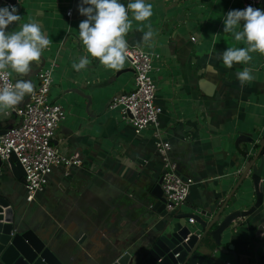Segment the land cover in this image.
Segmentation results:
<instances>
[{"label": "crops", "instance_id": "obj_1", "mask_svg": "<svg viewBox=\"0 0 264 264\" xmlns=\"http://www.w3.org/2000/svg\"><path fill=\"white\" fill-rule=\"evenodd\" d=\"M122 1L125 6L133 2ZM146 2L153 5V15L140 22L129 11L132 29L126 40L160 55L153 72L156 102L162 106L160 126L162 135L171 142L170 156L179 172L198 180L182 208L192 211L205 194L230 189L238 169L245 165L243 153L253 144L248 137L260 136L264 131V55L252 53L248 64H234L231 69L223 65L220 57L226 48L246 46L223 32V19L231 10L232 0ZM80 3L81 0H20L17 12L21 20L13 22L8 31L36 21L52 41L41 62L34 64L29 80L36 85L40 68L52 65L49 97L65 110L53 143L62 153L79 151L83 162L66 175L62 165L56 166L34 199L24 196L23 184L12 175L3 179L13 185L12 196L20 195L22 209L30 210L47 228L64 232L65 238H72L70 234L81 238L86 233L97 246L108 236L110 241L127 239L130 249L158 218L153 213L157 205L154 211H146L150 202L144 207L141 197L148 193L151 202H156L149 191L162 161L154 148V128L135 132L121 118V112L108 107L114 94L134 87L131 73L125 72L132 70H122L129 67L127 61L120 72L107 69L86 52L79 39V23L86 19L78 11ZM68 7H72L70 16L66 14ZM149 25L154 34L151 46L142 40ZM192 35L195 39H191ZM82 56H88L91 63L76 71L72 65ZM245 67L252 70L254 79L241 87L236 74ZM11 75L16 81V74ZM208 82L209 95L204 92ZM19 120L14 111L0 116V131ZM262 179L264 182V165ZM242 186L248 188L245 203H252L254 192L249 176ZM253 235L252 227L240 224L231 237L232 243L242 245ZM229 238L226 235L224 240ZM222 258L232 262L228 254Z\"/></svg>", "mask_w": 264, "mask_h": 264}, {"label": "water", "instance_id": "obj_2", "mask_svg": "<svg viewBox=\"0 0 264 264\" xmlns=\"http://www.w3.org/2000/svg\"><path fill=\"white\" fill-rule=\"evenodd\" d=\"M4 3L20 8V0H0V7ZM210 86L208 82L204 89L207 95ZM247 141L253 144L243 153L245 165L230 189L226 193L217 190L205 194L192 211L162 213L165 203L161 176L157 175L149 192L161 201L155 211L145 209L154 211V217L158 218L130 249H127V239L110 241L108 236L97 246L86 233L79 238L68 232L72 238H65L64 232L41 224L30 210L20 207V195L12 196L13 185L3 179L12 175L24 184V170L17 156L12 153L7 160L0 158V264H226L224 254L232 257L230 264H264V182L260 180L264 131L257 137L250 135ZM247 176L254 192L252 203H245L248 188L242 184ZM189 217H193V222ZM243 223L254 229V235L249 242L237 246L231 237ZM226 235L230 237L228 240H224Z\"/></svg>", "mask_w": 264, "mask_h": 264}, {"label": "built area", "instance_id": "obj_3", "mask_svg": "<svg viewBox=\"0 0 264 264\" xmlns=\"http://www.w3.org/2000/svg\"><path fill=\"white\" fill-rule=\"evenodd\" d=\"M263 2L241 0V10L247 6L264 10ZM71 11L72 7H68L66 14L70 16ZM191 39H195V36L192 35ZM159 57L157 52L128 44L126 59L133 72L134 87L114 94L108 107H120L121 118L129 122L135 132L147 127L154 128V148L162 161L158 176H161L160 187L165 203L163 211L179 213L187 203L192 185L198 180L179 172L177 163L170 156L171 142L162 135L159 118L162 106L156 102V82L151 75L154 61ZM52 70V65L40 68L33 93L27 96L28 100L22 107L19 105L12 110L19 115V123L0 131V158L7 160L12 153L17 156L24 170L23 185L28 199H34L37 192L44 189L56 166L62 165L66 175L83 162L79 151L62 153L53 143L58 124L65 117V110L49 99ZM8 80L15 83L12 75ZM4 82V79H0V86ZM160 201L156 198V202H150L148 207L153 209ZM188 220L193 222V217ZM226 264L230 262L226 261Z\"/></svg>", "mask_w": 264, "mask_h": 264}, {"label": "clouds", "instance_id": "obj_4", "mask_svg": "<svg viewBox=\"0 0 264 264\" xmlns=\"http://www.w3.org/2000/svg\"><path fill=\"white\" fill-rule=\"evenodd\" d=\"M87 5V6H85ZM78 11L86 19L79 23V39L86 52L107 69L119 71L126 62L128 43L126 36L132 29V18L147 21L153 15V5L146 0H133L127 6L120 0H81ZM21 16L15 5L0 7V116L10 115L34 91L33 83L26 79L34 64H39L42 54L52 41L36 21L23 23L19 30L9 32L13 22ZM223 32L232 34L245 47H228L221 53L223 65L231 69L234 64L246 65L252 60V53L264 55V10L247 6L242 10H230L223 19ZM153 31L143 34L144 44L151 46ZM88 56H82L72 67L76 71L90 65ZM16 74V81L8 80ZM241 87L253 81L252 70L245 67L236 74Z\"/></svg>", "mask_w": 264, "mask_h": 264}, {"label": "rangeland", "instance_id": "obj_5", "mask_svg": "<svg viewBox=\"0 0 264 264\" xmlns=\"http://www.w3.org/2000/svg\"><path fill=\"white\" fill-rule=\"evenodd\" d=\"M122 2H124V3H127V0H124V1H122ZM229 2V1H228ZM230 3V2H229ZM230 9L231 10H234V9H236V10H238V0H236V1H234L233 2V0H232V2H231V4H230ZM159 58H156L155 59V61H154V69L151 71V75H152V77H153V72L156 70L155 68H156V61L158 60ZM126 61H127V59H126ZM128 62V61H127ZM129 65V64H128ZM10 71V70H9ZM125 72H127V73H131V77L133 78V72H131V71H125ZM125 72H122V73H125ZM154 78V77H153ZM155 80V79H154ZM51 97H52V94H51ZM49 99H50V97H49ZM111 99V98H110ZM51 100V99H50ZM114 111L115 112H118L119 114H120V107H116V108H114ZM255 135H257V134H255ZM214 138V140L215 141H218L217 140V136H214L213 137ZM188 176H190V175H188ZM193 177V176H192ZM212 188H215V187H212ZM105 191L107 192V193H110V190H109V188H107V186H105ZM141 199H142V201L144 202L143 204H147L148 202H151V200H152V198H151V196H149V194L148 193H145V194H143L142 195V197H141Z\"/></svg>", "mask_w": 264, "mask_h": 264}]
</instances>
